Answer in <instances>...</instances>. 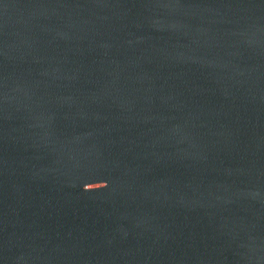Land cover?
I'll return each instance as SVG.
<instances>
[{
  "label": "water",
  "instance_id": "1",
  "mask_svg": "<svg viewBox=\"0 0 264 264\" xmlns=\"http://www.w3.org/2000/svg\"><path fill=\"white\" fill-rule=\"evenodd\" d=\"M0 264H264V0H0Z\"/></svg>",
  "mask_w": 264,
  "mask_h": 264
}]
</instances>
